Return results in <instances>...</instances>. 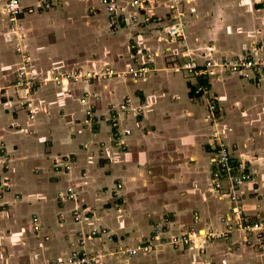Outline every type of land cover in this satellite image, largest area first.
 Wrapping results in <instances>:
<instances>
[{
	"label": "crops",
	"instance_id": "1",
	"mask_svg": "<svg viewBox=\"0 0 264 264\" xmlns=\"http://www.w3.org/2000/svg\"><path fill=\"white\" fill-rule=\"evenodd\" d=\"M43 1L20 0L22 49L37 82L31 94L12 87L22 59L0 7V264H48L75 251L100 255L94 264H264V229L261 241L238 230L228 190L212 185L208 101L213 97L216 128L234 161L251 175L237 191L243 217L264 223V81L215 69L204 75L209 95L194 99L199 77L181 70L188 58L202 64L260 56L264 0H191L195 13L187 15L184 42L177 44H169L165 33L171 22L167 0H148L151 23H132L126 10L115 27L100 0ZM141 64L150 72L137 81L92 78L63 90L51 80ZM84 96L87 105L79 103ZM126 97L141 106L139 114L118 111ZM27 100L34 120L27 116ZM112 114L130 135H114ZM68 187L75 198L58 199ZM156 226L164 227V237L190 228L215 233L231 226L232 233L201 238L199 248L120 254L149 242ZM102 229L107 235L79 244Z\"/></svg>",
	"mask_w": 264,
	"mask_h": 264
},
{
	"label": "built area",
	"instance_id": "2",
	"mask_svg": "<svg viewBox=\"0 0 264 264\" xmlns=\"http://www.w3.org/2000/svg\"><path fill=\"white\" fill-rule=\"evenodd\" d=\"M168 7L171 14L170 25L166 28L165 33L169 44H177L184 42L185 33L187 29V15L195 13V8L192 6L191 0H167ZM43 5L48 6L47 0L43 1ZM100 5L108 17L111 27L117 26L119 23L125 21V11H130L129 20L132 23L148 24L151 23L152 17L147 13L150 3L148 0H100ZM157 5V4H156ZM0 7L8 21V31L14 36V50L21 56L22 65L17 71L16 78L12 87L25 91L26 94H31L37 86V82L30 77L29 57L23 53L22 41L24 40V31L19 21V16L22 13V7L20 0H0ZM261 55L256 58L249 56L236 55L231 58H210L205 60L202 64L194 58H188L181 65V70L191 77H200L202 74H207L212 70L219 69L226 71L230 74L239 76L246 81H254L255 83H262L264 81V41L260 44ZM165 53L171 51V47L165 48ZM147 58H151V55H147ZM150 72V68L147 65L129 66L125 70L115 71L114 69L100 70L98 72H86L81 70L75 72L62 73L54 75L51 80L56 86L66 90L65 86L70 82L78 80H90L92 78L109 79L111 77H119L121 80H133L137 81L142 76ZM191 92L194 99L199 97H206L209 95L207 87L201 84H195ZM209 112L211 114L210 119L212 126L214 127L211 133V140L213 146L211 181L214 189L221 190L226 188L228 190V197L231 203L230 214L236 221L237 229L243 231L246 234H254L258 241L262 240L264 223H252L244 219V206L241 203L238 195V188L240 185L251 179V175L245 171L244 165L234 161L229 148L220 136L219 131L216 128L215 123V111L216 105L213 97L209 100ZM81 105H87V97L84 96L79 100ZM25 108L27 116L30 120L35 118L34 105L31 100L25 102ZM93 105L86 108L85 115L90 117L92 114ZM118 111L122 115L129 116L132 114H139L141 112V106H133L131 99L126 97L119 105ZM112 128L116 131L114 134L119 136L118 131L121 130L125 136L130 135L129 129H122V125L119 121V117L116 114H112L109 118ZM117 139V138H116ZM123 141L118 140L117 145L123 146ZM66 170L70 167L66 166ZM58 171V169H56ZM57 198L60 200H72L75 198V193L71 187H68L65 192L57 194ZM79 214L75 215V221H78ZM33 222L36 223L37 219L34 218ZM162 226H156L150 237L149 242H144L139 245L123 249L120 254L126 256H134L136 254L148 253L154 247L170 246L173 248L194 246L199 248V241L202 239L211 240L216 238H225L232 233V227H228L227 231H216L215 233L209 231L202 233L201 230L190 228L188 231L171 235L168 237L163 236ZM38 226L34 225V230H38ZM98 235H107L106 230L92 231L89 235H84L80 238L79 244L84 243L85 238H94ZM111 241L112 237H108ZM251 243L250 240H247ZM100 258V255L88 256L85 253L79 251L72 252L69 258L65 261H56L48 264H94Z\"/></svg>",
	"mask_w": 264,
	"mask_h": 264
},
{
	"label": "trees",
	"instance_id": "3",
	"mask_svg": "<svg viewBox=\"0 0 264 264\" xmlns=\"http://www.w3.org/2000/svg\"><path fill=\"white\" fill-rule=\"evenodd\" d=\"M199 81L200 82L198 84L204 85L205 87L207 86V81L204 79V74L199 77Z\"/></svg>",
	"mask_w": 264,
	"mask_h": 264
}]
</instances>
